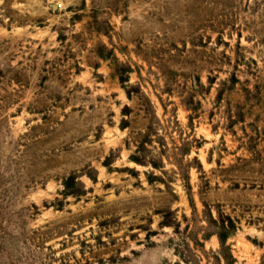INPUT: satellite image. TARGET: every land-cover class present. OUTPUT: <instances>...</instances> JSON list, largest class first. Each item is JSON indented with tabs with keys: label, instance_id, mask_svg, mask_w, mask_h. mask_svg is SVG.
I'll list each match as a JSON object with an SVG mask.
<instances>
[{
	"label": "rangeland",
	"instance_id": "1",
	"mask_svg": "<svg viewBox=\"0 0 264 264\" xmlns=\"http://www.w3.org/2000/svg\"><path fill=\"white\" fill-rule=\"evenodd\" d=\"M0 264H264V0H0Z\"/></svg>",
	"mask_w": 264,
	"mask_h": 264
}]
</instances>
